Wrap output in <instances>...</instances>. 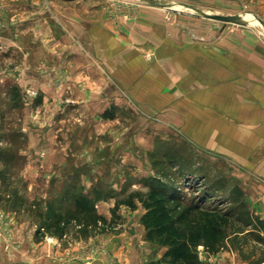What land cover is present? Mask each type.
<instances>
[{"label": "rangeland", "instance_id": "1", "mask_svg": "<svg viewBox=\"0 0 264 264\" xmlns=\"http://www.w3.org/2000/svg\"><path fill=\"white\" fill-rule=\"evenodd\" d=\"M165 1L247 17L246 26L228 24L224 31H246L264 41L256 0ZM174 23L189 33L213 35L223 26L180 6L163 9L138 0H0V239L9 240L16 224L36 233L46 222L38 213H45L48 203H71L64 201L67 189L99 192L95 207L108 219L118 201L158 185L203 204L204 211L216 208L237 221H245L244 212L248 221L264 222V82L245 80L239 90L228 81L225 91H217L226 98L196 94L187 106L191 111L183 107L175 113V99L164 105L152 76L135 66L125 74L116 66L96 98L80 95L81 81L108 76L107 67L83 64L80 57L91 58L107 44L117 48L124 33L134 47L152 37L158 44L162 31L174 33ZM144 58L153 63L155 54ZM145 85L151 90H143ZM223 105L232 126L239 122L254 130L251 142L233 127L212 129L223 117L213 111ZM13 192L25 197L30 209L14 211ZM133 202L134 207L119 204L117 228L97 236L137 234L146 210L137 198ZM255 236L228 242L217 253L199 246L198 257L205 264H249L244 258L259 256L264 248ZM89 239L73 234L63 242Z\"/></svg>", "mask_w": 264, "mask_h": 264}, {"label": "crops", "instance_id": "2", "mask_svg": "<svg viewBox=\"0 0 264 264\" xmlns=\"http://www.w3.org/2000/svg\"><path fill=\"white\" fill-rule=\"evenodd\" d=\"M256 3L264 22V0H256ZM193 33L174 23V33L162 31L158 44L152 43V37L151 41L147 39L137 47L132 46L129 34L120 35L118 41L121 44L117 48L107 44L105 49L93 52L91 58L80 57L83 64L107 67L108 75L107 78L100 75L96 79L81 81L80 95L96 98L103 90L99 89L103 88L101 86H109V74L115 73L116 66H121L118 70H123L125 74L135 66L138 72L152 76L154 89L163 93V104L168 98L175 99L174 107L178 108L175 113L191 105L190 99L196 94L226 98V93L217 94V91H225L228 81L234 83L232 89L239 90L245 80L264 82V41L260 37L246 31L227 29L217 35L211 32ZM100 39L102 42L106 40ZM149 51L155 54V59L148 64L144 54ZM124 79L125 84L130 83L128 76ZM143 90L149 91L151 87L145 85ZM223 107L213 111L223 113V117L214 120L213 123L217 122L218 126L212 129L224 131L233 127L251 142L255 137L254 130L250 125L240 127L236 121L232 126V120L225 116L227 106ZM202 109L205 110V107ZM189 111L191 108L187 107L186 112ZM9 222L13 224V221ZM14 229L9 240L0 239V264H149L164 255L163 247L157 250L146 241L145 229L141 225L137 234L125 230L117 235L91 237L74 245L65 244L63 239L50 235L36 240L34 230L25 229L21 224H16Z\"/></svg>", "mask_w": 264, "mask_h": 264}, {"label": "trees", "instance_id": "3", "mask_svg": "<svg viewBox=\"0 0 264 264\" xmlns=\"http://www.w3.org/2000/svg\"><path fill=\"white\" fill-rule=\"evenodd\" d=\"M65 200L70 204L54 206L52 202L46 205V212L38 213L41 222L36 231V237L49 234L63 239L77 235L86 240L99 234L116 229L119 225L117 206L124 204L134 207V198L146 210L142 225L146 230L145 239L166 247L162 258L149 264H205L199 259L197 248L203 246L208 253H217L228 242H234L248 236L264 244V222L248 221V213L241 212L245 221H237L230 214L227 217L219 209L204 211V205L189 203L183 194L168 192L166 187L151 185L145 194L130 193L125 199L118 201L111 209V219L100 215L96 203L101 195L96 190L91 194L65 190ZM9 201L14 205V211L30 209L28 200L13 192ZM245 211V207H241ZM263 236V237H261ZM249 264L264 263V248L259 256L244 258Z\"/></svg>", "mask_w": 264, "mask_h": 264}, {"label": "water", "instance_id": "4", "mask_svg": "<svg viewBox=\"0 0 264 264\" xmlns=\"http://www.w3.org/2000/svg\"><path fill=\"white\" fill-rule=\"evenodd\" d=\"M138 1L146 3L152 7H157V8L174 9L180 6L185 9L192 10L195 14H198L203 18L210 19V21L214 20L217 22H221L223 24L221 30H224L225 26H227L228 24H234V25H239V26H246L248 24V21L242 18L241 16L211 14V12L210 13L204 12L188 4L175 5L174 3H170L167 1L164 2V0H138ZM258 21L259 23L264 25V22L262 20L258 19Z\"/></svg>", "mask_w": 264, "mask_h": 264}, {"label": "bare ground", "instance_id": "5", "mask_svg": "<svg viewBox=\"0 0 264 264\" xmlns=\"http://www.w3.org/2000/svg\"><path fill=\"white\" fill-rule=\"evenodd\" d=\"M245 20L250 21L247 17H244Z\"/></svg>", "mask_w": 264, "mask_h": 264}]
</instances>
